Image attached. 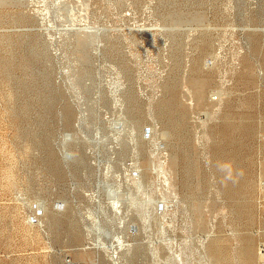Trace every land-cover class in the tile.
<instances>
[{
  "label": "rangeland",
  "instance_id": "1",
  "mask_svg": "<svg viewBox=\"0 0 264 264\" xmlns=\"http://www.w3.org/2000/svg\"><path fill=\"white\" fill-rule=\"evenodd\" d=\"M0 264H264V0H0Z\"/></svg>",
  "mask_w": 264,
  "mask_h": 264
},
{
  "label": "bare ground",
  "instance_id": "2",
  "mask_svg": "<svg viewBox=\"0 0 264 264\" xmlns=\"http://www.w3.org/2000/svg\"><path fill=\"white\" fill-rule=\"evenodd\" d=\"M177 104V103H176ZM175 107V106H174ZM233 162V161H232ZM236 164V163H235ZM234 165V164H233Z\"/></svg>",
  "mask_w": 264,
  "mask_h": 264
}]
</instances>
